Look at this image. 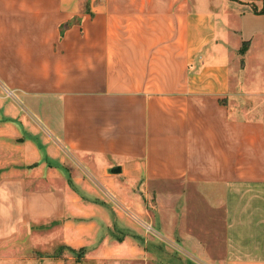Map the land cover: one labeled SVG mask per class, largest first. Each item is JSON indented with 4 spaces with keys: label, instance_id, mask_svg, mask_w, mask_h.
<instances>
[{
    "label": "crops",
    "instance_id": "crops-1",
    "mask_svg": "<svg viewBox=\"0 0 264 264\" xmlns=\"http://www.w3.org/2000/svg\"><path fill=\"white\" fill-rule=\"evenodd\" d=\"M263 1L0 0V264H264Z\"/></svg>",
    "mask_w": 264,
    "mask_h": 264
},
{
    "label": "rangeland",
    "instance_id": "rangeland-1",
    "mask_svg": "<svg viewBox=\"0 0 264 264\" xmlns=\"http://www.w3.org/2000/svg\"><path fill=\"white\" fill-rule=\"evenodd\" d=\"M1 88H0V92H1ZM74 166L70 168V172L72 173L73 176V181L76 185V187L81 188L83 185H89L92 188H95L97 190V185L98 182L96 180L90 179L89 177H87V173L85 170H83V168L81 167L80 164H78L76 161H74ZM101 187V185H98ZM102 197L104 199H106L105 201L109 204V200L107 199V197H104L102 195ZM111 204V203H110ZM109 204V205H110ZM111 206V205H110ZM124 215L127 217V219L130 217L129 212L128 211H124ZM109 220H111V218L107 217ZM130 219V218H129Z\"/></svg>",
    "mask_w": 264,
    "mask_h": 264
},
{
    "label": "trees",
    "instance_id": "trees-1",
    "mask_svg": "<svg viewBox=\"0 0 264 264\" xmlns=\"http://www.w3.org/2000/svg\"><path fill=\"white\" fill-rule=\"evenodd\" d=\"M262 5H263V6H262V9L260 10V13H261V14H264V1L262 2Z\"/></svg>",
    "mask_w": 264,
    "mask_h": 264
}]
</instances>
